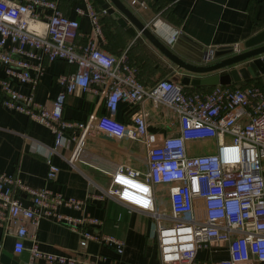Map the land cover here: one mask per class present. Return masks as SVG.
Masks as SVG:
<instances>
[{
	"label": "built area",
	"instance_id": "2783aa9c",
	"mask_svg": "<svg viewBox=\"0 0 264 264\" xmlns=\"http://www.w3.org/2000/svg\"><path fill=\"white\" fill-rule=\"evenodd\" d=\"M74 1L84 4V9H74L75 15L86 16L91 26L83 44H77L78 21L65 16L57 0H0V105L37 118L51 130L54 144L63 132L71 133L67 142L75 148L67 160L70 166L98 134L113 142H141L143 169L130 161L110 162L104 195L151 216L160 264H193L198 249L218 247L224 248L226 258L213 264H264V88L214 86L207 92L188 93L170 78L145 86L137 80L126 51L112 55L99 48V19L104 11H96L90 0ZM128 3L145 7L143 0ZM177 37L178 32H172L167 44ZM233 50L238 52L236 47ZM55 61L73 71L55 77L61 92L46 106L35 102L33 95L45 66ZM210 61L212 50H203L202 64ZM22 84L28 86L27 94L15 89ZM75 92L102 96L104 112L90 115L86 123L64 120V97ZM119 103L135 109L133 126L115 119ZM146 104L158 111L160 126L166 131L157 144L146 132ZM206 140L216 141L214 153H187V143ZM47 164L50 180L57 169ZM159 188L167 194V209L156 204ZM18 194L28 197V206L22 205ZM86 199L33 189L17 176L0 173V230L13 235V255L25 250L29 228L41 220L75 233L79 248L96 242L113 245L120 252L121 243L115 238L89 231L99 224L96 219L58 212L59 207L81 211ZM27 252L33 263L93 264L85 256L44 253L34 242Z\"/></svg>",
	"mask_w": 264,
	"mask_h": 264
},
{
	"label": "crops",
	"instance_id": "0c3cea01",
	"mask_svg": "<svg viewBox=\"0 0 264 264\" xmlns=\"http://www.w3.org/2000/svg\"><path fill=\"white\" fill-rule=\"evenodd\" d=\"M108 3V0H103ZM134 17L148 28L152 27L153 35L166 47L168 36L176 31L196 46L205 49L236 47L238 52L248 49L243 47L245 41L264 30V0H143L144 9L132 7L128 0H120ZM141 1V0H138ZM96 11L101 7L90 0ZM61 12L69 19L78 21L80 37L77 44H83L90 34V23L86 16L78 17L75 8L84 9L81 1L57 0ZM101 35L97 38L99 48L109 54L119 55L126 51L130 62L136 69L137 80L151 86L155 82L174 77L198 78L200 76L177 70L175 65L163 57L138 32L130 36L126 27L118 26L108 15L102 14L99 19ZM127 27L130 24L126 23ZM37 25L35 26V28ZM264 43L260 44L263 45ZM251 49V48H249ZM215 62L210 61L209 63ZM246 63L231 68L240 69ZM73 67L62 61H55L45 66L42 76L36 85L33 99L42 105H50L61 92L54 79L59 74H68ZM227 70L218 72L226 74ZM3 76L0 67V77ZM207 76V75H205ZM257 85L264 88V75L255 79L240 81L230 86ZM23 94L28 93L25 84L15 86ZM210 88L185 87V91L207 92ZM104 112L103 98L92 92H75L64 97L62 118L67 121L86 123L90 115H101ZM135 109L119 103L115 119L127 126H133L132 116ZM153 118L148 119L147 135L153 144L165 136L166 131ZM71 137L68 131L60 135L54 144L51 130L37 118L7 110L0 105V173L5 176H17L26 186L33 189L45 188L59 192L64 197L78 200L86 199L85 207L75 211L59 207L58 212L77 218L82 215L96 219L98 225L90 226L94 235H107L121 243L120 252L113 245H102L89 242L84 248L78 246V236L65 226L41 220L34 228H29L30 237L24 241L25 250L13 255V235H3L0 230V264H23L30 262L28 247L34 242L37 249L44 253L63 257H87L93 264H160L154 223L149 214L128 208L104 195L109 184L105 173L110 171V162L130 161L133 166L143 169L145 148L141 142H110L101 134L87 141L79 161L70 166L67 160L71 157L75 144L67 142ZM200 142V141H199ZM211 143L206 149L198 146V153H193L197 142L186 145L188 154L200 155L214 153L215 140L201 141ZM54 150L55 153H50ZM57 172L53 179L46 178L48 164ZM155 195L156 204L167 209V194L159 188ZM22 205L28 206L29 199L18 194ZM226 258L224 248L198 249L193 264H213ZM37 264H44L37 261Z\"/></svg>",
	"mask_w": 264,
	"mask_h": 264
},
{
	"label": "water",
	"instance_id": "95a60500",
	"mask_svg": "<svg viewBox=\"0 0 264 264\" xmlns=\"http://www.w3.org/2000/svg\"><path fill=\"white\" fill-rule=\"evenodd\" d=\"M101 7L104 14L108 15L118 26L126 27L130 36L136 32L142 35L163 57L171 62L177 70L188 74L200 76L198 78L182 77L178 74L171 77L172 82H179L184 87L211 88L214 86H230L240 81L255 79L264 75V30L255 34L244 42V52L235 53L233 47H221L212 50L213 63L202 64L203 50L184 37L178 36L170 47L163 45L152 33V27L140 23L131 11L120 0H93ZM130 24L127 27L126 23ZM251 48V49H249ZM246 63V66L238 70L231 67ZM227 70L226 74L218 75V72ZM207 75V76H205ZM106 141L113 142L108 137H102ZM23 264H37L23 262Z\"/></svg>",
	"mask_w": 264,
	"mask_h": 264
},
{
	"label": "rangeland",
	"instance_id": "374dc122",
	"mask_svg": "<svg viewBox=\"0 0 264 264\" xmlns=\"http://www.w3.org/2000/svg\"><path fill=\"white\" fill-rule=\"evenodd\" d=\"M235 88H242V86L241 85L240 86H235ZM145 109L148 112L149 117L155 119L156 120V123L158 125H160V118L158 116V111L156 109H153L152 110L150 104H146L145 105ZM200 142H197L198 144L194 145L195 146L194 147V151H191V152H193L194 154L195 153H198L197 152V150H198L197 148H198V146H200V144H201V148H204V149H206L207 147H210V145H211V143H209V142H204L206 144H203V143H200ZM158 193H159V191H157L156 194H158Z\"/></svg>",
	"mask_w": 264,
	"mask_h": 264
},
{
	"label": "trees",
	"instance_id": "16d2710c",
	"mask_svg": "<svg viewBox=\"0 0 264 264\" xmlns=\"http://www.w3.org/2000/svg\"><path fill=\"white\" fill-rule=\"evenodd\" d=\"M256 85V84H255Z\"/></svg>",
	"mask_w": 264,
	"mask_h": 264
}]
</instances>
